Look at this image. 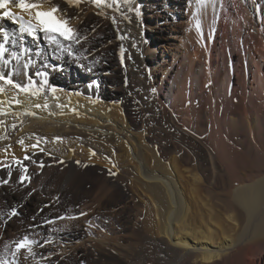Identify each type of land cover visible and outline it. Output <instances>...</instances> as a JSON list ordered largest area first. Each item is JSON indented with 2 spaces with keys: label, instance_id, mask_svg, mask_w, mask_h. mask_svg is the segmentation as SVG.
Segmentation results:
<instances>
[{
  "label": "bare ground",
  "instance_id": "1",
  "mask_svg": "<svg viewBox=\"0 0 264 264\" xmlns=\"http://www.w3.org/2000/svg\"><path fill=\"white\" fill-rule=\"evenodd\" d=\"M143 1L150 7L175 2L183 8L181 17L191 25L195 41L181 42L182 50L174 48L170 41L177 34L170 26L152 27V19L162 14L153 8L143 15ZM152 1L106 0L97 6L93 0H41L43 10L58 6L57 15L74 31L79 13L106 19V30L120 44L121 81L126 85V95L101 94L110 102L92 100L79 87L92 74L97 76L91 67L80 71L62 60L56 70L50 61L55 43L43 33L33 41L20 32L19 20H0V29L9 33L5 40L0 32V70L20 71L27 63L30 74L46 73L33 76L42 89L38 96L8 85L0 93V179L18 184L20 175L28 176L15 195L26 192L24 202L37 205V216L50 217L53 203L47 199L52 189L56 197L66 190L77 192L91 170L112 169L124 195L138 202L137 228L132 229L137 241L123 245L100 238L101 244L90 249L97 264H264V0H239V18L230 12L222 20L225 0ZM9 7L24 22L32 19L14 2ZM168 50L172 61L165 64ZM157 71L162 73L155 85ZM18 78L24 81L23 75ZM52 87L57 90L52 92ZM242 148L258 161L257 174H239L236 162ZM221 171L238 183L226 199L214 203L205 196L207 182L221 179ZM5 236L10 234L0 233V245ZM47 242H37L31 252L22 250L20 258L12 255L10 263L49 264L52 246Z\"/></svg>",
  "mask_w": 264,
  "mask_h": 264
},
{
  "label": "rangeland",
  "instance_id": "2",
  "mask_svg": "<svg viewBox=\"0 0 264 264\" xmlns=\"http://www.w3.org/2000/svg\"><path fill=\"white\" fill-rule=\"evenodd\" d=\"M148 1L154 2L152 0ZM143 2V5L140 6L143 15L150 13L149 9L153 8L157 13L162 14V16L152 19L150 24L152 27H165L166 29L171 27L173 32L177 34L178 37L170 41L174 48L177 47L182 50L184 46L181 42L186 44L195 41L191 25L189 26L187 21L185 22L184 17H181L185 11L183 8H178L175 2H172L170 6H163L164 8L160 6L159 2L156 5L152 4L153 7H150L151 4H147L146 1ZM235 2L237 6L239 5L238 7ZM239 3V0H225L224 5L220 9L221 20L225 18V13L230 12L235 14V18H239L243 11ZM137 4L140 3L136 2ZM174 15L177 18H173L172 16ZM75 17V39L67 41L63 40L62 37L58 38L61 43L59 47L56 45L54 48V57L50 59L51 66L57 70V68H61L62 60H69L73 63L75 69L80 71L84 67H91L93 69L92 72H96L97 76L92 74L79 87L88 90L85 96L97 102H110L101 96L104 92L111 95L114 93L126 95V85L121 81L123 64L119 58L120 44L116 38L109 34V30H106V19L94 12H89L86 15L79 13ZM235 23L236 26H240V22L235 21ZM143 24V30L146 31L147 24L146 22H143ZM101 25L104 28H101ZM222 26L221 29H223ZM163 32L165 33V30ZM76 40L79 43H76ZM41 42L45 43L42 39ZM170 43L165 44L166 48ZM152 44L153 42H149L147 48L151 49ZM164 47L162 48L163 50L165 49ZM154 55L161 62L160 54L156 50ZM166 55L167 57L162 61L165 64L172 61V53L169 50ZM147 68L152 69L150 61L147 63ZM261 69L264 71L263 63L261 64ZM161 73V71L154 72L155 85L160 81ZM261 145L264 148V142ZM183 150L185 149L183 148ZM241 150V159L239 154V160L237 159L236 162L239 174L243 177L257 174L260 170L258 161L254 160L253 156L245 155L243 148ZM221 172L219 173L222 175L221 179L219 178L217 182H207L208 191L205 192V196L211 198L214 203L218 200L226 199L229 188L238 183V181H231L223 171ZM112 173H114L112 169H107L106 171L98 168L91 170L90 178L82 184L81 188L77 192L66 190L62 196L63 198L60 195L56 197V191L52 189L51 197L49 195L47 199L53 203V214L50 217L37 216L39 213L37 212V205L35 203L32 204V202L27 204L24 202L26 192L15 195L24 187L25 184L23 182L19 181L18 184H14L7 179L10 181L8 184L0 183V233L7 232L10 234V236H5L1 239L0 264H11L12 255L21 256L16 251V245L26 235L30 240L36 242L48 241L47 243L52 246L49 255L52 258V260L50 258V262H52H49V264H97L95 259L91 258L90 249L101 244L99 242L101 241L100 238H106L111 244H118L117 242H119V244L124 245L133 243V241L136 242L132 229L135 226L137 228L135 216L139 211L138 202L136 199L131 200L129 198L130 201L128 200L127 195L129 196V194L124 195L121 181H118L117 177L112 176ZM127 174L128 172L121 176L123 180L128 179ZM114 175L117 174L114 173ZM0 181L2 180L0 179ZM215 207L218 209L216 205ZM13 210L17 212V215H11ZM81 213L84 215H81ZM59 217H64V219H59ZM125 228L127 230H122ZM14 237L16 238L14 239ZM65 250L66 252H64ZM23 260H28L29 262L30 258L25 257Z\"/></svg>",
  "mask_w": 264,
  "mask_h": 264
},
{
  "label": "snow or ice",
  "instance_id": "3",
  "mask_svg": "<svg viewBox=\"0 0 264 264\" xmlns=\"http://www.w3.org/2000/svg\"><path fill=\"white\" fill-rule=\"evenodd\" d=\"M14 2L15 7L20 10V12H27L32 16V19L24 22V18L22 16L17 15V13L11 11L9 5ZM113 2H118V0H113ZM127 3L128 0H125ZM68 3H79V0H68ZM97 6L106 3V0H93ZM111 7V5H108ZM0 10H3L2 14H0V20L3 18H7L16 22L17 20L20 21V32L27 33L29 36L32 37L33 41L37 39V33H43L45 38L50 43H55L58 47L60 46V40H57L56 37H62L63 40L73 41L75 39V31L72 27L69 26L67 19H62L57 13L60 11L58 6L49 7L48 10L42 9V2L41 0H0ZM137 15L139 12L137 11ZM33 20L35 23H33ZM115 22V21H113ZM199 27V24L197 25ZM0 32H4V39L7 40L9 33L0 29ZM76 43H79L76 40ZM27 51V49L25 50ZM4 54L3 45H0V57ZM8 61H4L6 65ZM31 69L27 63L21 66V70L17 71L13 69L10 72L5 73L4 71L0 70V93L5 91L4 85H8L13 89L18 90V92L24 93L30 97H35L39 95V92L42 90L38 87V82L33 79L34 75H46V73H40L39 70L36 71L34 74H30ZM23 75L24 81L22 82L18 77ZM47 84V80L43 82ZM57 89L55 87L51 88L52 92H55ZM17 104L20 103L19 100L16 101ZM35 107L39 108L41 105L37 103ZM43 107L47 108V104H44ZM15 127V126H13ZM60 137H57L56 140H60ZM20 144H23V140L19 141ZM33 148L37 147V145H32ZM94 154V153H93ZM25 160H29L30 157L25 156ZM15 163L22 167L24 173L27 172V167L22 165V162L17 159ZM39 166L41 168L44 167L43 162L41 161ZM4 167H9L4 165ZM114 175V173H113ZM11 176V172H9V177ZM30 179L26 175L20 176V181L23 182L25 180ZM8 180L5 179L0 181V183L8 184ZM12 216L17 215L15 210L11 213ZM81 215H84L81 213ZM59 219H64V217H59ZM37 242L34 240H30L29 237L26 235L22 240H20L16 245V251L19 253L22 250H27L29 252L32 251L31 245L36 244Z\"/></svg>",
  "mask_w": 264,
  "mask_h": 264
}]
</instances>
